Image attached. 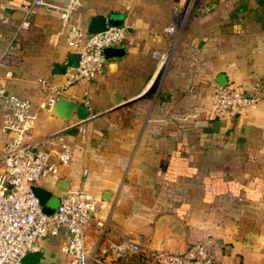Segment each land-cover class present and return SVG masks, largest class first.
<instances>
[{"label": "crops", "instance_id": "crops-1", "mask_svg": "<svg viewBox=\"0 0 264 264\" xmlns=\"http://www.w3.org/2000/svg\"><path fill=\"white\" fill-rule=\"evenodd\" d=\"M30 1L0 0L8 18L0 19V52ZM108 12L127 27L126 52L62 89L88 105V118L56 116L54 104L39 109L33 136L64 129L72 155L37 185L96 197L85 243L102 264H166L158 251L199 241L224 264H264V0H81L74 18L87 30L91 16ZM59 26L56 12L36 7L17 32L21 48L0 63V83L35 105L44 97L37 79L63 84L53 65L75 51ZM221 84L257 101L221 114ZM9 135L0 132V150ZM59 241L45 237L41 249L55 248L65 264Z\"/></svg>", "mask_w": 264, "mask_h": 264}, {"label": "built area", "instance_id": "built-area-1", "mask_svg": "<svg viewBox=\"0 0 264 264\" xmlns=\"http://www.w3.org/2000/svg\"><path fill=\"white\" fill-rule=\"evenodd\" d=\"M80 5L81 0H65L61 4L31 0L22 7L18 27L0 52L1 63L5 55L21 48L18 30L30 25L36 7H43L57 13L59 33L80 54L78 63L65 72L63 84L49 78L37 79L44 97L36 105L30 98L7 90L0 83V132L10 133L0 150V264H21V257L40 250L41 240L48 236L60 237L59 251L66 256L65 264H102L87 251L85 243V229L97 207L96 197L82 188L69 189L60 196L57 208L48 214L42 210L31 188L41 178L57 172L56 161L66 163L72 155L64 129L39 138L33 136L39 109L54 104L65 86L81 80L89 82L106 61L103 48L120 46L127 36L125 24H110L102 31L87 32L74 18ZM0 19L7 21L8 18L0 12ZM167 29L173 31L174 25ZM154 55L163 54L154 51ZM256 101L255 93L221 84L216 87L214 107L221 114L233 115ZM129 245L133 250L139 249L136 243ZM155 256L166 264H224L200 241L188 245L181 255L158 251Z\"/></svg>", "mask_w": 264, "mask_h": 264}, {"label": "water", "instance_id": "water-1", "mask_svg": "<svg viewBox=\"0 0 264 264\" xmlns=\"http://www.w3.org/2000/svg\"><path fill=\"white\" fill-rule=\"evenodd\" d=\"M110 24H117L115 22L114 12L96 14L90 17L89 23L87 25V32L94 33L99 32L107 28ZM126 52L123 46H107L103 48V55L105 60H110L114 57L121 58ZM80 54L77 51H69L66 55V59L63 62H56L53 65L54 72L65 73L69 67L75 66L79 61ZM116 101L120 100V97L116 94L114 95ZM53 114L65 119L73 117V114L77 119H86L90 114V109L87 104L83 101H77L75 99L69 98L63 94H58L55 98L53 105ZM61 181V186L65 189ZM32 190L40 205L45 213H52L58 206L60 201V196L53 194V192L47 188L40 185H32ZM167 222V217L162 216L158 219L156 227V237H161L164 230V225ZM174 222V221H173ZM176 223V222H174ZM172 232L180 235L181 230L179 226L175 224H170ZM187 249V245L184 243L180 249L173 251V253L181 255ZM21 264H63L57 260L56 251H44L42 249L37 251H30L23 255L20 259Z\"/></svg>", "mask_w": 264, "mask_h": 264}, {"label": "rangeland", "instance_id": "rangeland-1", "mask_svg": "<svg viewBox=\"0 0 264 264\" xmlns=\"http://www.w3.org/2000/svg\"><path fill=\"white\" fill-rule=\"evenodd\" d=\"M156 86H157V85H156ZM155 89H156V87H155V88H153V89H152V91H155ZM53 250H54V251H56V249H55V248H53Z\"/></svg>", "mask_w": 264, "mask_h": 264}]
</instances>
